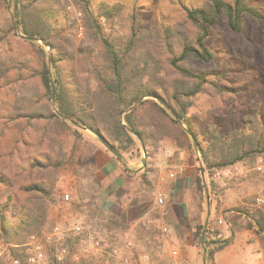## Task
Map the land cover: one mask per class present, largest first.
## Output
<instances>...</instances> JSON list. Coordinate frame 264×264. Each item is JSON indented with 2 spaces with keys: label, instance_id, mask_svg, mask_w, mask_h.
<instances>
[{
  "label": "rangeland",
  "instance_id": "374dc122",
  "mask_svg": "<svg viewBox=\"0 0 264 264\" xmlns=\"http://www.w3.org/2000/svg\"><path fill=\"white\" fill-rule=\"evenodd\" d=\"M93 1L95 7L101 1L124 5L125 18L117 22L116 32L127 29L131 24L128 18L136 8L143 26L161 28L183 22L196 34V29L187 21L182 3L197 6L205 0ZM249 1L264 7V0ZM13 11V2L7 6L0 0V176L6 182V185L0 183V203L7 200L10 191L15 192L22 185L32 183H41L56 196V201L46 210L44 225L41 233L36 234L37 238L33 239L32 235L22 238L26 251L34 253L37 245H42L46 256L44 262L37 264H48L49 257L58 254L62 247L68 251L64 264H120V258H112L108 253L83 255L80 248L85 244L86 236L79 235L80 239L73 250L65 246L66 237L78 235L72 227L81 219L86 227L95 231L111 247H124L130 258L128 264H203L202 239L200 241L195 231L172 224L167 218L169 199L181 167L186 168L191 164L190 172L196 177L201 174L199 153H194L191 147H178L169 136L159 142L147 166L148 192L145 197L154 199L148 212L149 220L143 221L139 217L130 223L124 216L126 210L119 212L125 198L118 197V194L123 193L124 185L116 186L112 179L104 176L103 165L107 157H113L122 170L121 175L126 173L133 177L127 181L128 185L136 188L137 171L144 167L141 163L144 151L142 148L141 154L137 151L140 143L135 146L132 163L127 164L123 158L119 159L109 151L93 131L84 129L82 140L77 141L72 132L63 131L44 118L18 117L16 104L32 98L28 78L31 68L38 66L39 59L28 39L21 36V31L11 28ZM68 13L80 17L73 6L68 8ZM52 19L56 30L64 32L68 28L67 16L58 15ZM109 30V26H105V32ZM82 33L83 29L79 26L78 37ZM207 45L214 52L213 59L196 65L208 74L209 83L205 84L203 92L194 96V104L188 110L194 128L205 145L210 139V126L227 134L233 129L247 127L250 115L257 116L264 125V22L249 18L243 30L238 32L221 19L210 28ZM161 50L163 63L168 66V48L163 46ZM47 51L51 53L48 47ZM176 51L180 52V49L176 48ZM59 64L65 82L73 90L70 66L65 59H61ZM39 100L34 97L26 105L39 110L48 104L54 108L52 100L37 102ZM188 142L194 145L192 137ZM180 152L185 153L180 158L182 162L178 161ZM260 164L262 171L257 169ZM227 167L230 169L229 175L217 178L215 172L220 168H215L212 175L219 185L220 211L226 213L231 208H239L249 212L261 209L264 212V155L258 156L254 162H239ZM173 171L176 174L170 176L172 179L162 178L163 174L170 175ZM138 178L142 180L139 175ZM8 183H13V187L9 189ZM65 194L70 195L69 200H64ZM159 196L164 198L163 204L158 203ZM21 197L20 213L14 215L12 209L8 212L12 227H18L21 218L33 214V209H43L36 198L41 197L38 192L22 191ZM205 202L208 204L207 198ZM135 214L132 212V215ZM228 217L217 216L215 219L220 235L229 240L226 250L215 254L216 264L217 261L219 264H264V231L259 232L256 226L250 228V219L234 211ZM56 226L64 232V239L58 240L57 236L52 235ZM47 234L52 235L49 241L44 238ZM127 241L132 242L128 248L125 247ZM75 253L79 254L80 259L74 258ZM10 263L13 264V259L9 244L0 239V264Z\"/></svg>",
  "mask_w": 264,
  "mask_h": 264
},
{
  "label": "trees",
  "instance_id": "16d2710c",
  "mask_svg": "<svg viewBox=\"0 0 264 264\" xmlns=\"http://www.w3.org/2000/svg\"><path fill=\"white\" fill-rule=\"evenodd\" d=\"M2 1L7 6L14 3V22L11 28L36 38L27 40L39 59L38 66L31 68L28 78L33 93L29 100L34 97L40 99L37 102L51 100L54 83L56 108L68 119L56 113L50 104L46 108L42 107V110L34 109L33 106L26 105L29 100L16 104L15 112L19 114L18 117L26 115L34 119L44 118L63 131L72 132L76 140L80 141L84 129L73 123L76 121L105 136L127 158L134 157L133 152L139 142L141 147L137 151L141 154L144 145L148 159L166 136L172 138L180 148L191 147L194 153H199L198 160L204 170V178L201 174L196 178L199 198L204 204V216L195 232L201 241L207 198L211 216L205 235L206 264H216L215 254L227 246L229 240L220 235L216 225V217H224L225 211H220L219 185L212 177L213 170L239 162H254L258 156L264 155V125L257 116L250 115L247 127L233 129L227 134L210 126V139L206 145L202 143L188 115V110L194 104V96L203 92L205 84L209 83L208 74L196 64L207 63L214 57V52L207 45L212 26L224 19L232 30L241 32L249 18L264 22V7L249 0H205L197 6L182 3L187 21L196 29V34H193L183 22L163 25L161 28L143 26L136 8L128 18L131 24L127 29L116 32L117 22L125 18L122 3L101 1L95 7L93 0ZM71 6L80 13V17L68 13ZM58 15L68 17L69 25L64 32L56 30L52 19ZM79 26L83 29L80 37ZM105 26H109V32H105ZM39 39L51 47V66L48 62V46L40 43ZM163 46L170 53L167 58L168 66L163 63ZM61 59H65L72 70L73 90L64 80L59 64ZM24 85L27 86L26 83ZM145 96L149 97L134 106ZM159 100L167 103L178 114L182 124ZM132 106L134 107L130 109ZM187 129L197 138L198 151L188 142L191 135ZM147 171L146 168L142 172L144 180L147 178ZM0 183L6 185L1 176ZM7 187L12 188L13 183H8ZM22 191L38 192L41 197L36 198L43 209H33V214L21 218L18 227H12L8 212L12 209L14 215L20 213L18 207L22 208ZM55 201L53 191L41 183H32L22 185L15 192L10 191L7 200L0 203V239L9 244L12 259L19 260V264H33L28 260L30 254L26 251L22 238L41 233L46 210ZM229 210L249 218L250 228L256 226L259 232L264 231L263 210ZM79 239V235L66 237L65 246L73 250ZM64 263L58 260L56 254L48 259V264Z\"/></svg>",
  "mask_w": 264,
  "mask_h": 264
},
{
  "label": "crops",
  "instance_id": "0c3cea01",
  "mask_svg": "<svg viewBox=\"0 0 264 264\" xmlns=\"http://www.w3.org/2000/svg\"><path fill=\"white\" fill-rule=\"evenodd\" d=\"M142 150L144 151V155L146 156V163L143 164L142 158H141V163L143 164L144 167H140L139 170L137 171V178L135 179L136 183V188H131L128 185V180L130 178L133 179L130 175L122 174V170L119 169V164L115 163L113 160V157H107V160L105 161V164L103 165V174L107 178L112 179V183L114 185L120 184L121 186L124 185L123 187L125 188L123 193L118 194V197L124 196V205H120V210H126V215H124L127 219H129L130 223L131 221H134L135 219H138L139 217L143 218V221H146L148 217V212L152 209V204L154 199L153 198H146L145 194L148 192L147 189V184H148V178L144 180L142 178V172L144 169L147 168L148 166V159H147V152L146 149H143L142 145ZM179 162L181 161L180 158L182 156H185V153L180 152ZM134 157H125L123 156V160L128 164L132 163ZM182 162V161H181ZM126 164V165H127ZM146 165V167H145ZM128 166V165H127ZM190 167V168H188ZM188 167H181V173L176 177L175 184L172 189L171 193V198L169 199V207H168V215L167 218L170 220L172 224H178L181 227H185L186 230H193L195 231L196 226L200 223V221L203 218V211H202V202L199 198V193L196 187V176H194L190 170L192 169V165L189 164ZM125 168V167H124ZM186 169V171L184 169ZM184 170V171H183ZM201 171V170H200ZM118 172V173H117ZM175 172V171H173ZM117 174V175H116ZM119 174V177H118ZM149 172L147 171V177H148ZM176 174V172H175ZM178 174V172H177ZM138 175L141 176L142 180H139ZM202 175V174H201ZM163 176L166 179H169L170 175L163 174ZM116 177V178H115ZM113 185V186H114ZM117 186V185H116ZM131 193L133 196H131ZM134 200V201H132ZM132 212H136L135 215H132ZM143 215L140 216V214ZM233 211L226 212L225 215L230 216V214ZM147 216V217H146ZM229 218V217H228ZM228 247V246H227ZM222 250H226V247ZM221 250V251H222ZM217 260V259H216ZM217 264L218 261H217Z\"/></svg>",
  "mask_w": 264,
  "mask_h": 264
},
{
  "label": "built area",
  "instance_id": "2783aa9c",
  "mask_svg": "<svg viewBox=\"0 0 264 264\" xmlns=\"http://www.w3.org/2000/svg\"><path fill=\"white\" fill-rule=\"evenodd\" d=\"M258 171H262L263 167L262 165L257 166ZM230 174V169L228 167H223L220 169H216L215 176L217 178H222L225 175ZM170 176H175L174 172L170 173ZM70 195L65 194L64 195V200H69ZM262 200V199H261ZM158 203L163 204L164 203V198L162 196L158 197ZM76 234L81 235V236H86L85 239V244H83L80 248V251L82 252L83 255H96L100 253H108L112 258L114 257L115 259L120 258V264H128L129 262V256L124 250V247H121L119 245L111 247V245L108 242L103 241L101 238L96 235L95 231H93L91 228L86 227L81 219H78L74 226L72 227ZM165 231H167V227L164 228ZM53 236H57L58 240L64 239L65 235L64 232L61 231L59 226H56L53 230L52 233ZM52 235H45V240L49 241L52 239ZM33 239L37 238V235H32ZM132 245V242L127 241L125 244V247L128 248ZM42 245H37L36 247V252L31 253L28 257L29 262L33 264L37 263H42L44 262V258L46 256L44 250L41 247ZM68 251L67 248L62 247L59 250V253L56 254L58 260L64 261L67 258ZM75 259H80V256L78 253H75L74 255ZM13 264H19V260H13ZM114 264V263H111Z\"/></svg>",
  "mask_w": 264,
  "mask_h": 264
},
{
  "label": "water",
  "instance_id": "95a60500",
  "mask_svg": "<svg viewBox=\"0 0 264 264\" xmlns=\"http://www.w3.org/2000/svg\"><path fill=\"white\" fill-rule=\"evenodd\" d=\"M22 37L28 39V40H36L35 37H32V36H26L24 34H21ZM40 43H42L43 45H47V43H45L42 39H39L38 40ZM49 50H51V47L48 46ZM48 62H49V65L51 66V62H52V57H51V53L50 51L48 52ZM147 96L145 97H141L136 103L134 106H136L141 100H143L144 98H146ZM155 98V96H152ZM52 103H53V107H54V110L56 113H58L61 117H64V118H67L68 117L64 114H62L61 112H59V110L56 108V87H55V84L52 83ZM159 102L164 106L166 107L171 113L172 115L174 116V118L179 121L180 124H182V120L179 118L178 114L167 104L165 103L164 101L162 100H159ZM134 106H132L130 109H132ZM73 123H75V125H77L78 127L82 128V129H88L90 131H93L91 130L89 127L87 126H84V125H81L79 123H77L76 121H74ZM188 130V129H187ZM97 137L100 139V141L106 146V148L111 151L116 157H118L119 159H122L123 158V154L118 150L116 149L112 143L103 135L101 134H98L97 132L93 131ZM131 132L137 136V133L133 130H131ZM189 134L191 135L192 139H193V142H194V146H195V149L196 151H198V141H197V138L195 137V135L190 131L188 130ZM143 149L145 150V146L143 145ZM142 162L143 164L146 163V156H143L142 158ZM201 174H202V177L204 178V170L202 169L201 167ZM205 192H206V195H208V188L207 186L205 185ZM208 211H207V215H206V218H205V222H204V226H203V238H202V246H203V264H206V253H207V248L205 246V243H206V239H205V235H206V232H207V229H208V225H209V220H210V216H211V210H210V204H209V199H208Z\"/></svg>",
  "mask_w": 264,
  "mask_h": 264
}]
</instances>
